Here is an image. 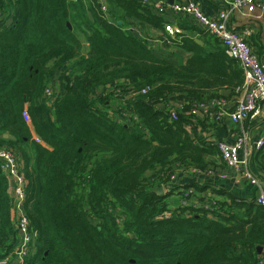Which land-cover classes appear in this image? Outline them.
<instances>
[{
    "label": "trees",
    "instance_id": "1",
    "mask_svg": "<svg viewBox=\"0 0 264 264\" xmlns=\"http://www.w3.org/2000/svg\"><path fill=\"white\" fill-rule=\"evenodd\" d=\"M105 1L102 11L99 0H0V149L22 163L23 208L37 232L23 264H258L264 206L255 189L246 199L186 186L194 191L184 189L186 203L170 217L161 216L171 192L157 193L182 169L205 171L219 156L216 142L199 138L191 111L221 90L240 92L238 62L215 37L209 52L182 32L164 36L192 55L161 59L133 32L144 24L164 31L163 15L142 0ZM72 7L84 13L85 54L67 27ZM121 108L136 119L112 117ZM8 186L0 160V261L16 244Z\"/></svg>",
    "mask_w": 264,
    "mask_h": 264
},
{
    "label": "built area",
    "instance_id": "2",
    "mask_svg": "<svg viewBox=\"0 0 264 264\" xmlns=\"http://www.w3.org/2000/svg\"><path fill=\"white\" fill-rule=\"evenodd\" d=\"M142 1L151 6L150 8L157 14L165 15L168 12L170 13L168 16H172L173 20L186 18L198 29L204 30L218 39L224 46L227 56L238 62L244 77L238 98L233 103L227 102L222 97L207 103H200L193 107L191 115H196L200 112L205 119L211 120L215 124H221L228 119L233 125L237 126L238 132L232 142L223 140L216 142L219 156L226 167L233 169L238 178L244 180L255 189V202L264 206V184L254 175L250 167L252 155L264 149V136L252 141L246 127L248 120L258 114L260 106L264 103V66L255 50H253L251 42L246 40L244 35L235 32L228 26L232 16L248 18L253 17L257 10L263 12L264 0H220L222 7L213 16L205 13L196 0H183L176 3L172 2V4L164 0ZM99 5L102 10L106 9L105 0H101ZM255 16L261 17L260 15ZM173 20L166 21L164 31L171 40H176V35L180 33V29ZM134 30L139 29L136 26ZM144 38L148 42V48L155 53L157 49L153 40L146 36ZM53 93L54 91L51 88H47L45 91L48 97H52ZM123 108H121L120 114H117V116L112 115V117L125 124L132 123L136 116L131 111ZM173 110H169L171 119L176 118ZM125 111H129V113L125 114ZM124 116L126 117L124 118ZM27 120H29L28 117ZM4 157H9L11 162H8ZM14 158L19 161L17 154L12 150L0 149L2 170L9 184L10 217L16 232L15 249L18 248L19 253H24L23 257H19L18 254L13 255H17L15 264H23L24 259L32 254V247L37 232L31 228L26 218L23 208L26 181L23 176L22 166L18 170L15 166ZM191 171L199 172L198 170ZM183 172L184 170L182 169L179 173ZM177 174L172 177L168 182L169 184L176 179ZM220 177L224 178L225 176L220 174ZM161 186L166 192H170L166 184H161ZM164 215H169V213H163L161 217H168ZM259 255L258 264H264V253ZM3 262L4 259L0 261V264Z\"/></svg>",
    "mask_w": 264,
    "mask_h": 264
},
{
    "label": "crops",
    "instance_id": "3",
    "mask_svg": "<svg viewBox=\"0 0 264 264\" xmlns=\"http://www.w3.org/2000/svg\"><path fill=\"white\" fill-rule=\"evenodd\" d=\"M164 1L169 3L168 0ZM180 1L183 0H172L173 3ZM196 1L201 5L205 13L211 16L215 15L217 11L222 7L220 0ZM153 13L155 12L153 11ZM169 14L170 13L167 12L165 15H163V18L166 21L173 20L172 16H168ZM255 15H260L261 17H256ZM255 15L253 16L254 18L232 16L229 20L228 26L235 32L244 35L245 39L251 42L253 50L258 53L259 58L264 66V11L260 12L259 10H257L255 12ZM173 21L178 24L180 32L184 33L187 38L193 39L196 43L203 46V48L207 51L213 52L217 48L216 41L212 36L208 35L206 31L199 29L204 32L199 33V31L192 27L193 25L190 22H184V24L180 25V20ZM138 29V32L141 36H146L149 39L153 40V43L155 44L157 49L154 54L161 59H165L174 64H178L179 62H186L192 55V53L187 52L181 47L170 46L168 40L165 39V32L160 28L144 24L141 26L138 25ZM85 42L87 44L88 51V43L87 41ZM81 45L83 48L82 40ZM87 51H82V53L85 54L87 53ZM66 67L67 66H64L61 71H64ZM57 75L58 74H56V77ZM57 80L59 79L54 80L53 83H55ZM236 92L230 94L229 90H221L220 96L225 98L227 102L233 103L239 96V93ZM202 122L204 124H202L201 122L197 123V132L199 138L203 139L207 143H214L219 140L232 142L236 133L238 132L237 126L233 125L228 119H226L221 124H215L211 120ZM246 127L250 133L252 141L257 140L261 136H264V103H262V105L260 106L258 114L248 120V122L246 123ZM31 131L33 137L36 138L34 131ZM208 161L210 164V168L205 171L195 172L190 170L186 173H178L176 179L168 185V187H170V192L171 190L183 191V189L191 188L186 186L199 184L205 185L207 187L206 190L203 191L206 197L213 195L212 188L213 186H216L218 188H223L224 190H229L233 194L238 195L242 198H252L253 188H251L244 180L238 178V175L233 169H231L230 167H226L220 156H218L217 154L214 156H210L208 158ZM250 167L252 168L254 175L264 184V149L257 155V159H254L253 156V163L250 164ZM220 174H223L225 177H220ZM190 190L194 191L193 188H191ZM170 192L167 193L169 194ZM171 196L172 195H170V198H172ZM180 198L181 196H178L177 200ZM261 249L262 252H264V249Z\"/></svg>",
    "mask_w": 264,
    "mask_h": 264
},
{
    "label": "rangeland",
    "instance_id": "4",
    "mask_svg": "<svg viewBox=\"0 0 264 264\" xmlns=\"http://www.w3.org/2000/svg\"><path fill=\"white\" fill-rule=\"evenodd\" d=\"M84 2L86 3V0H84ZM100 2H101V0H99V3ZM102 11H105V10H102ZM71 17L74 19V21L72 20L73 23H72L71 26H73V28H74V33L80 38V41L82 40V42H83L82 51L86 52L87 51V44L85 42L86 38H85L84 32L87 29H86L85 24L83 23L85 21L84 13H83V11L79 10L76 7H72L71 8ZM56 79H59V80H57L55 83H52V88L54 89V91L58 92V90L61 89V86L63 84L62 81L59 78V73H58L57 77H55L54 80H56ZM116 101L118 102L119 100L116 99ZM124 113L127 114V113H129V111H125ZM110 114H112V113H110ZM125 117L126 116H124V118ZM192 119H195L194 122L196 124L199 123V122L205 121V117L200 112H198L196 115H193ZM4 158L7 159L8 162H11V159L9 157H4ZM14 162H15V166L19 170L21 168V166H22V163H20L15 158H14ZM183 173H186V172H183ZM163 191H164L163 195H167L168 194L166 192V190H164V188H163ZM183 191H184V189H183ZM188 193H189V190L184 191V192L177 191V190H171V194L170 195H172L171 196L172 198H170V196L168 198H166V202L165 203H167V210L165 212H163V213H169V215H164V216L170 217V216H172V213L175 210H178L179 208L183 207L186 202L180 201V199L177 200V198H178V196L185 197ZM175 200H176V203H175ZM18 250H19L18 248L15 249V247H14L13 253H11L7 257H5L4 262L2 264H15L16 260H17V255H13V254H18L19 257H23V255H24L23 252L19 253ZM30 256H32V254H30Z\"/></svg>",
    "mask_w": 264,
    "mask_h": 264
},
{
    "label": "water",
    "instance_id": "5",
    "mask_svg": "<svg viewBox=\"0 0 264 264\" xmlns=\"http://www.w3.org/2000/svg\"><path fill=\"white\" fill-rule=\"evenodd\" d=\"M168 1H169L170 4L172 3V0H168ZM87 14H88V16L91 18V14H90L89 12H88ZM120 23H121V22L119 21L118 24H120ZM67 27H68L69 29H72L71 23H70L69 21L67 22ZM133 34H134L135 36H138V33H137L136 31L133 32ZM58 73H59V71H56V74H58ZM2 137L5 138V139L15 140V137L12 136V135H9V134H3ZM157 193H158V194H161V195L164 193L162 186H159V187L157 188ZM258 252H259V253H264V252H262V249H261V248H258Z\"/></svg>",
    "mask_w": 264,
    "mask_h": 264
},
{
    "label": "bare ground",
    "instance_id": "6",
    "mask_svg": "<svg viewBox=\"0 0 264 264\" xmlns=\"http://www.w3.org/2000/svg\"><path fill=\"white\" fill-rule=\"evenodd\" d=\"M167 187H168V185H167ZM169 189H170V187H168Z\"/></svg>",
    "mask_w": 264,
    "mask_h": 264
}]
</instances>
